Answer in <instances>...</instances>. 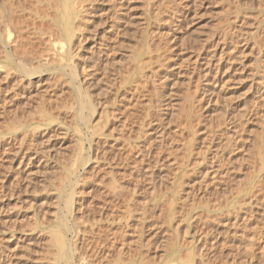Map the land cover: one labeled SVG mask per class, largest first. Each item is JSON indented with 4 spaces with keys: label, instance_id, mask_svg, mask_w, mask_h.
Wrapping results in <instances>:
<instances>
[{
    "label": "rangeland",
    "instance_id": "1",
    "mask_svg": "<svg viewBox=\"0 0 264 264\" xmlns=\"http://www.w3.org/2000/svg\"><path fill=\"white\" fill-rule=\"evenodd\" d=\"M10 1L0 0V11L4 16L10 15V11L6 14L5 10L10 7ZM22 1L26 11H30V7L35 4V0ZM80 1L81 4H78L82 7L78 6L81 11L78 16L81 18L79 20L77 17V21L79 25L83 23V33L79 25L77 27V21L75 27L77 36L82 33V39H85L81 42L74 38L75 47L69 42L73 48H79L74 53L76 57L73 54L62 55L61 50L69 46L66 39L59 40L65 44L57 40L56 47L60 43L58 47L62 49L57 47L60 51L57 49L54 56L52 53L51 56L43 53L52 59L55 56L57 60L58 57L60 60L64 58L65 61H61L64 64L46 57L48 63L53 62L48 65L45 59L40 58L45 57L40 54L45 46L32 34L30 22L33 18L28 21V25L35 38L31 34L26 35L28 40L25 44L28 46L24 45L22 50L12 49L14 36H10L13 41L8 40V34L0 43V69H5L8 63L10 65L7 66L9 72L5 73H10L6 75L8 78L4 77V71L0 72V264H63L58 260L57 249L51 243L50 235L51 230L59 229L61 220L70 226L68 242L74 246L78 244L77 248L80 245L79 250L84 251L77 249L80 254L88 253L86 257L81 256L82 261L75 260L77 264H121V258L125 264L129 261V264L133 261L134 264H141L142 259L145 264H162V260L165 261L167 257L164 264H174L175 261L177 264L188 255L192 256L195 264H201L202 261L197 260L201 254L204 264L207 262L206 255H213L210 259L212 263L209 264H227L223 261L231 248L224 234L228 226L223 227L222 224L227 219L225 213L228 216L230 214L228 218H232L235 212H242L246 206L249 207L248 201L256 203L251 197L255 195L254 188L260 186V181L262 183L260 178L264 179V98L258 95L257 86L264 76V0ZM41 2L39 10L48 11L46 14L52 12L50 14L56 17L53 6L56 1ZM56 4L59 5V0ZM43 5L46 7L42 8ZM82 19L85 22H80ZM47 22L51 25L48 19L41 21L43 27H47ZM29 39L33 42L31 46ZM33 39L42 42L43 47L39 46L42 43ZM7 41L11 44L10 49L5 47V43L9 44ZM4 49L11 53L14 50V59L11 58L13 62L6 60L7 51ZM40 59L44 61V68L40 66L32 77L26 76L19 67L23 63L35 70L41 65L37 63ZM10 62L14 63L13 67ZM68 63L73 65L68 67ZM220 63L224 66L220 74L224 81L216 86L214 70ZM41 67L43 69L40 71ZM139 69L145 74L142 75ZM83 70L86 78L81 76ZM12 73H15L16 79ZM71 74L80 75V78L75 79L73 77L76 75L72 77ZM145 75L152 76L149 82H146ZM128 76L129 82H126ZM143 76L145 81H142ZM81 77L86 80L83 79L84 84L79 80ZM137 77H141V82H138ZM136 82L138 85L144 83L142 87L147 85L146 90L139 86L142 93L139 89L140 94L138 91L135 93L138 87ZM78 83L93 96L97 110L94 112L97 113L89 115L86 112L88 120L92 119L88 122L91 124L94 121V126L91 125L95 127L93 131L90 124H85L79 116L86 105V99L82 97L86 93L83 90L82 93L77 92ZM115 96L117 101L113 99ZM191 99L194 102L192 100L190 104ZM40 107L44 115H41ZM113 110L118 113L112 115ZM46 111L47 119L50 118V112L56 124L46 123ZM188 113L193 116L189 117ZM78 116L82 123H79ZM112 116H117L118 120ZM37 125L42 128H34ZM80 125L84 129H80ZM233 132L236 134L235 143L232 148H227L229 145L224 144V140ZM4 136H7L6 139ZM128 140L134 148L129 147ZM81 141L84 147L80 146L83 144ZM211 142L214 148L209 151L206 148ZM224 145H228L225 150ZM111 146L116 147H112V150ZM123 147L127 149L123 150ZM131 147L134 150L131 151ZM83 149L85 152H80ZM116 151L118 154L126 151L129 156L126 153V157L121 158L125 153L119 157ZM212 151L219 153L213 160L214 165L224 172L213 185L207 187L205 172L211 164H206L211 162L209 158L214 155ZM79 152L84 154V158L90 156V162L78 167V172L75 170L71 180L73 171L69 169L79 158ZM204 157L209 160L202 163ZM68 170L71 176H68ZM257 182L259 185L256 187L254 185ZM217 186V191H212ZM263 188L264 184L258 187L259 193L256 192L262 195H256L261 198V203L257 201L258 214L252 217L254 223L251 225L252 229L254 226L259 228L257 231L253 229L259 238L264 232ZM74 192L75 195H72ZM72 196V204L75 205L72 207L75 210H72L75 212L69 213L72 215L70 217L69 214L65 215L68 212L64 207ZM209 198L210 203L207 202ZM238 201L243 202V205ZM238 203L242 210L235 211L239 209ZM217 206L223 209L219 213L215 212ZM171 212L174 218L172 214L171 218ZM216 214H220L219 220ZM64 215L68 217L67 220ZM57 217L61 219L59 222ZM208 217L215 220L214 223L219 222L214 224L211 221L215 231L220 229L217 233L214 231L213 236L219 235L220 242L225 243L212 252L208 251L210 254H205L207 251L200 248L197 237L211 230ZM257 235L256 245L259 244ZM173 245L178 246L175 249ZM237 246L236 249L241 247ZM262 246L258 245L257 258L252 261L242 259L244 249L238 253L234 248L233 254L240 255H236L239 260L236 259V264H263ZM170 247L175 251L170 250ZM195 248L198 252L193 250ZM168 249L169 252H166ZM189 249L191 254L186 255ZM194 252L198 256H193ZM179 253L183 256L180 257ZM188 263L184 261L183 264Z\"/></svg>",
    "mask_w": 264,
    "mask_h": 264
},
{
    "label": "bare ground",
    "instance_id": "2",
    "mask_svg": "<svg viewBox=\"0 0 264 264\" xmlns=\"http://www.w3.org/2000/svg\"><path fill=\"white\" fill-rule=\"evenodd\" d=\"M7 1H10V0H7ZM41 1H43V0H35V4L33 5V7L31 6H29L30 8H31V10L30 11H26V7L24 8V6H23V1L22 0H12V1H10L11 2V4H10V7L9 8H5V10H7L6 11V14H7V12L8 11H10V12H8V15H9V13H10V15L9 16H7V15H5V16H7V18H5V16L4 15H2V12L0 13V17H1V15H2V17L0 18V43L2 44V40L4 39V37H5V35H9V37H7V39L8 38H10V36H14V41H13V39H8V40H12L11 42V44H12V46H14L12 49H14L15 50V48H16V50H19V48L22 50V48H24V45H27V44H25V43H27V40L28 39H26V35L27 34H31V29H30V27H29V25H28V21L30 20L31 21V19H32V21L30 22L31 23V25L33 26V29H32V34H33V36H35V37H38L37 39H39V40H41L43 43H44V48L42 49L43 51L42 52H40V54L42 55L43 53H49V55L51 56L52 54H53V56H54V52L56 53V51H58L59 49L58 48H60V47H58V45L60 44H58L57 43V47H56V42H57V40L59 41L60 39H66L67 41H68V48L65 50L64 49V51H62L61 50V52H62V55L64 54V55H66V56H71L72 54L74 55V53H76V51H79V48H77L76 47V49L75 48H73L72 47V45L70 44V43H72L73 44V46H74V40L76 39V40H78V41H83V39H85V38H83L82 39V37H84L83 36V28H81L82 26H81V24H83V23H81L80 25H79V20H80V18L81 17H79L78 15H79V12H81V11H79V9L82 7V6H80V2L78 1V0H59V5L58 6H56L57 4V0H53V1H56V3L54 2L53 3V6L55 7V13L54 14H56V17L53 15V14H50V13H52V12H50L49 14H46L48 11H46V13H45V11L44 12H41V10H39L40 9V5H41ZM46 1H50V0H46ZM52 1V0H51ZM90 0H88V2H89ZM92 1V0H91ZM90 1V2H91ZM113 1V0H112ZM111 1V2H112ZM118 1H120V3H127V2H129V0H118ZM133 1V0H132ZM32 2V1H31ZM30 2V3H31ZM78 2L80 3V4H78ZM85 2V1H84ZM86 2H87V0H86ZM116 2V1H115ZM32 4V3H31ZM30 4V5H31ZM51 4H52V2H51ZM119 4V3H118ZM45 5V4H44ZM42 6V8L43 7H46V6ZM122 5V4H121ZM80 8H79V7ZM125 6V5H124ZM123 6V7H124ZM3 7H6V6H3ZM48 7V6H47ZM53 7V8H54ZM57 7V8H56ZM84 7V6H83ZM11 8V9H10ZM49 9L48 10H51L50 9V7H48ZM92 8V7H91ZM27 10H29V8H27ZM47 10V9H46ZM131 10V9H130ZM83 11V10H82ZM263 12V11H262ZM261 12V13H262ZM26 13H29V15H32V17H29V15L27 16V14ZM118 13V12H117ZM121 13V12H120ZM116 14V13H115ZM33 15L35 16V17H33ZM50 15H51V17H50ZM54 17H53V16ZM81 15H83V12L81 13ZM85 15V14H84ZM118 15V14H117ZM262 15V14H261ZM77 17L79 18V20L77 21ZM83 17V16H82ZM45 20V19H48V20H50V23H51V25L47 22V27L49 28V26L48 25H50V27L52 28H50V29H48L47 27H43V25L44 24H42L41 23V21L42 20ZM85 19V18H84ZM118 19V18H117ZM37 20H41L40 22H37ZM85 20H87V18L85 19ZM76 21L78 22L77 23V27H78V25H79V30L80 29H82V30H78L77 32L80 34V36H77V33H76V25H75V23H76ZM88 21V20H87ZM86 21V22H87ZM80 22H85L83 19L80 21ZM89 22V21H88ZM2 23V24H1ZM29 23V24H30ZM38 23H41V24H38ZM3 24H6L5 26H3ZM45 24H46V21H45ZM84 24H86V23H84ZM261 25V24H260ZM84 27H85V25H84ZM32 28V27H31ZM260 28V27H259ZM84 33H85V31H84ZM32 34H31V37H33L32 36ZM254 34V33H253ZM85 35V34H84ZM30 36V35H29ZM57 37V39H56V37ZM249 36V35H248ZM35 37H33V38H35ZM86 37V36H85ZM75 38V39H74ZM247 38V37H246ZM32 39V38H31ZM34 40V39H33ZM34 41H36V40H34ZM38 41V40H37ZM36 41V42H37ZM64 41V40H63ZM81 41V42H82ZM85 41V40H84ZM5 42V41H4ZM8 42V41H7ZM29 44L31 43H33L32 42V40H31V42H30V39H29ZM38 42H40V41H38ZM37 42V43H38ZM42 42H40V43H42ZM59 42H61V43H64L65 44V42H62V41H59ZM70 42V43H69ZM77 42V41H76ZM9 43V42H8ZM43 43L42 44H40L39 46H41V45H43ZM67 43V42H66ZM79 43V42H78ZM78 43H76L77 45H78ZM10 43L9 44H6L5 43V47H7V48H11L10 47V45H11ZM31 44H30V46H31ZM35 44V43H34ZM61 45H63V44H61ZM81 45V43H79V45L78 46H80ZM28 46V45H27ZM27 46H25V47H27ZM43 46H41V48H42ZM64 47V46H63ZM75 47V46H74ZM84 47H85V45H84ZM1 48H2V46L0 47V50H1ZM18 48V49H17ZM40 48V49H41ZM65 48V47H64ZM58 49V50H57ZM60 49H62V48H60ZM14 50H13V52H14ZM83 50V49H82ZM2 51V50H1ZM3 51H7L6 49H4ZM10 51H12V50H10ZM38 51H40V50H38ZM60 51V50H59ZM97 51H99V50H97ZM101 51V50H100ZM4 52V53H5ZM12 52V53H13ZM64 52V53H63ZM3 53V52H2ZM12 53L11 52H9V50L6 52V55H5V57L7 58L6 60L8 61H10V60H12V62H13V55H12ZM39 53V52H38ZM52 53V54H51ZM142 53V52H141ZM40 54H38L39 56H40ZM45 54H43V56L45 55ZM138 54H140V53H138ZM58 56H59V54H58ZM75 56V55H74ZM137 55H135L134 57H136ZM140 55H138V57H139ZM46 57H48V56H46L45 55V57L44 58H42V56L40 57L41 59H45ZM76 57V56H75ZM11 58H13V59H11ZM56 58V56L53 58L54 60H57V59H55ZM61 58V57H60ZM142 59H143V57H141ZM36 59L38 60L39 59V57L37 56L36 57ZM40 59V60H41ZM48 59H52V58H49L48 57ZM52 59V60H53ZM63 60H64V58H62ZM73 59V58H72ZM72 59H70V62L69 63H71V61H72ZM136 59H137V57H136ZM46 60V59H45ZM58 60H60L59 59V57H58ZM57 60V61H58ZM63 60H60V61H58V62H60V63H62V64H64L63 62H61V61H63ZM75 60V58L73 59V61ZM42 61V60H41ZM41 61H39V62H37L38 64H41V65H39V66H37V68H35V70L34 69H32V67L31 68H28L27 66H25V64H23V63H20L19 65H22V66H19V67H21V70L23 71V73L26 75V76H29V77H32L33 75H35L36 73H35V71L38 69V68H40V66H42L43 68H44V65H43V62L44 61H42V63H41ZM47 61V64L49 65V63H51L52 61H49V63H48V60H46ZM65 61V60H64ZM133 61H135V59L133 58ZM15 62V64H16V61H14ZM54 62H56V61H54ZM77 62V61H76ZM76 62H74V63H76ZM137 61H135L134 63H136ZM11 63V62H10ZM53 63V62H52ZM68 63V64H69ZM146 63V62H145ZM144 63V64H145ZM12 64V63H11ZM37 64V65H38ZM45 64H46V62H45ZM46 64V65H47ZM66 64V63H65ZM67 64V65H68ZM77 64H79V63H77ZM143 64V61L141 62V65ZM146 64H148V63H146ZM8 65H9V63H8ZM7 65V66H8ZM13 65H14V63L12 64V67H13ZM18 65V64H17ZM24 65V66H23ZM67 65H65L66 67H67ZM73 65V64H72ZM71 65V66H72ZM81 65V64H80ZM138 65H140V64H138ZM140 65V66H141ZM5 66V65H4ZM3 66V67H4ZM7 66H5V69H3V70H1L0 69V72H2L3 73V71H4V74L7 72H9V70H8V68L10 67V65H9V67H7ZM70 66V64L68 65V67ZM70 66V67H71ZM74 66H76V65H74ZM145 66V65H144ZM17 67V66H16ZM18 67V68H19ZM41 67V69H39L40 71L43 69ZM66 67H64V68H66ZM67 67V68H68ZM81 67V66H80ZM223 64L222 63H220L217 67H216V69L214 70V72H215V74H214V76H215V80H217L216 81V86L217 85H219V83H221L222 81H224V77L223 78H220L221 77V72L223 71ZM0 68H2V66H0ZM17 68V69H18ZM63 68V67H62ZM79 68V67H78ZM77 68V69H78ZM139 68V67H138ZM140 68H142V67H140ZM12 69V68H11ZM13 69H15V68H13ZM16 69V70H17ZM70 70H71V68H69ZM82 69H83V66H82V68H80V71H82ZM143 69H145L144 71H146V68L144 67ZM147 69H148V66H147ZM6 70V71H5ZM8 70V71H7ZM39 70H38V72H39ZM85 70V69H84ZM84 70H83V72H80L81 73V76L82 77H84V78H86V76L83 74L84 73ZM137 71H138V69H136ZM139 70H141V69H139ZM149 70V69H148ZM15 71V70H14ZM73 71V70H72ZM72 71H70V72H72ZM76 71V70H75ZM211 71V70H210ZM11 72V71H10ZM13 72V71H12ZM17 72H18V70H17ZM78 72V71H77ZM139 72V71H138ZM138 72H137V75H139L138 74ZM74 73V72H73ZM135 73V72H134ZM152 73V72H151ZM10 74V73H9ZM9 74H5V76L4 77H6V75L7 76H9ZM14 74L15 73H12V75L14 76ZM136 74V73H135ZM141 74L143 75V74H145V73H142V70H141ZM140 74V75H141ZM154 74V73H153ZM208 74H210V72H208ZM72 75V77L74 76V75H76L75 77H73V78H77L78 79V77L80 76V75H78V77H77V74H71ZM87 75V74H86ZM136 75V76H137ZM147 75V74H146ZM145 75V77L143 76V79H142V81L144 80V78H145V80H146V82H149V79L151 80V78L150 77H152V76H150V75H148V77ZM90 76V75H89ZM135 76V75H134ZM225 76V75H224ZM15 77V79H16V76H14ZM81 77V78H82ZM130 76H128L126 79H127V81L126 82H129L128 81V78H129ZM6 78H8V77H6ZM80 78V77H79ZM84 78H82V79H79V80H82L81 82H82V84H84L83 82H84ZM141 78V77H140ZM140 78L139 77H137L136 79L137 80H139L138 82H141L140 81ZM75 79H73V81L74 82H76L75 81ZM84 79V80H83ZM87 79H88V76H87ZM133 79V78H132ZM153 79V78H152ZM13 80V79H12ZM89 80V79H88ZM87 80V81H88ZM134 80V79H133ZM144 80V81H145ZM218 80H220L219 82H218ZM208 81V80H207ZM85 82H86V80H85ZM126 82L124 83L125 85H127L128 86V84H126ZM134 83H135V81H133ZM138 82H136V84L138 83ZM145 82V84H147ZM79 83H80V81H79ZM78 83V84H79ZM88 83V82H87ZM133 83V85H135ZM260 83V84H259ZM259 83H257V86L259 87V89H258V91H259V96H260V98H264V76L261 78V81L259 82ZM132 84V83H131ZM75 85V84H74ZM142 85H144V83H140V85H138L137 84V88H136V91H134L135 93H137V91H138V89H139V86L141 87V89L143 88V87H145V86H147V85H145V86H143L142 87ZM83 86H85V85H83ZM114 86V85H113ZM124 86V85H123ZM136 86V85H135ZM76 87V86H75ZM117 87V86H116ZM125 87V86H124ZM134 88V89H135ZM132 89V88H131ZM144 89V88H143ZM77 92H79V93H82V90H83V87H82V85H80L79 84V87H77ZM140 90V89H139ZM145 90H146V87H145ZM86 94H82L83 96V98H85L86 99V105L84 106V108L83 109H81V111L79 112V116H80V118L82 119V121L85 123V124H90L88 121L89 120H92V119H89L88 120V116L90 115V114H92L93 113V115L95 114V113H97V112H94V111H97L96 110V106H94V102H93V96H92V94H91V92L90 91H87L86 90V88L84 87V90H83ZM129 91V90H128ZM141 91V90H140ZM116 92V91H115ZM114 92V93H115ZM133 92V91H132ZM139 92V91H138ZM148 92V91H147ZM134 93V94H135ZM141 93H142V91H141ZM130 94V93H129ZM133 94V95H134ZM138 94H140V92L138 93ZM121 95V94H120ZM117 96H119L118 95V93H117ZM117 96H115L116 98H114L113 97V99L114 100H116L117 101ZM140 96V95H139ZM258 96V97H259ZM134 97V96H133ZM119 98H121L120 96H119ZM126 98V97H125ZM137 99V98H136ZM120 100V99H119ZM118 100V101H119ZM125 100V99H124ZM193 99H191L190 100V104H191V101H192ZM114 102V101H113ZM136 102V101H135ZM193 102H194V100H193ZM192 102V103H193ZM115 104V103H114ZM117 104V103H116ZM193 105V104H192ZM191 105V106H192ZM116 106V105H115ZM124 106V105H123ZM44 106H43V104H42V108H43ZM193 107V106H192ZM41 108V107H40ZM42 108L40 109V113H41V115H44L42 112H43V110H42ZM95 108V109H94ZM44 109H45V107H44ZM152 109V108H151ZM191 109V108H190ZM192 109H195V108H192ZM118 110V109H117ZM42 111V112H41ZM191 111H193V110H191ZM89 114V115H87V113ZM190 112V111H189ZM47 113V111L45 112V116L44 117H46V116H48V113ZM114 113H115V110H113V112L111 113L112 115H114ZM116 113H118V112H116ZM115 113V114H116ZM49 114H50V118L49 119H47V117H46V119L48 120L46 123H50V124H52V122L54 123L55 121L53 120V119H51V113L49 112ZM189 114V113H188ZM190 114H191V112H190ZM189 114V117L190 116H193V115H190ZM192 114H194V112L192 113ZM74 115H76V114H74ZM78 115V114H77ZM76 115V116H77ZM93 115H91V117L93 118L94 116ZM97 115V114H96ZM72 117H73V115H71ZM75 116V117H76ZM79 116H78V118H79ZM188 116V115H187ZM90 117V118H91ZM117 118V116L115 117V116H112V118ZM80 118H79V123H80ZM95 118V117H94ZM113 118V119H114ZM192 118V117H191ZM45 119V118H44ZM114 119V120H115ZM117 120H118V118H117ZM116 120V121H117ZM190 120V119H189ZM46 121V120H45ZM56 121H57V119H56ZM82 121H81V123H82ZM91 122V121H90ZM92 122H94V121H92ZM92 122H91V124H90V126L91 125H93L92 124ZM189 122V121H188ZM113 123H114V121H113ZM113 123L112 124H110V125H113ZM31 124V123H30ZM29 124V125H30ZM34 124V123H33ZM54 124H56V123H54ZM115 124H116V122H115ZM114 124V125H115ZM149 125H150V123H148ZM28 125V124H27ZM32 125V124H31ZM38 125H41V124H38ZM37 125V127H34V128H40L39 126ZM149 125H147V126H149ZM155 125V124H154ZM19 126V125H18ZM18 126H16V127H18ZM21 126L22 125H20V127H19V129L21 128ZM24 126V125H23ZM34 126V125H33ZM33 126H31V127H33ZM36 126V125H35ZM84 127L86 126V125H83ZM94 126V125H93ZM93 126H91V129H92V131H93V129L95 128V127H93ZM25 127V126H24ZM93 127V128H92ZM114 127V126H113ZM112 127V128H113ZM155 127V126H154ZM42 128V127H41ZM40 128V129H41ZM80 129L81 128H83V127H81V125H80V127H79ZM85 128H88V127H85ZM19 129H16L17 131L19 130ZM23 129V128H22ZM21 129V130H22ZM25 129H26V127H25ZM24 129V130H25ZM30 129V128H29ZM32 129V128H31ZM30 129V130H31ZM40 129H38V130H40ZM84 129V128H83ZM89 129V131L91 130L90 129V127L88 128ZM115 129V128H114ZM113 129V131H115ZM13 130H15V129H13ZM15 130V131H16ZM20 130V131H21ZM26 130H28V127H27V129ZM59 130V129H58ZM57 130V131H58ZM14 131V132H15ZM29 131V130H28ZM35 131H37L36 129H35ZM34 131V132H35ZM79 131V130H78ZM81 131V130H80ZM79 131V133H81ZM13 132V131H12ZM27 132V131H26ZM26 132H23V134L24 133H26ZM30 132V131H29ZM38 132V131H37ZM56 133V132H55ZM193 133V132H192ZM32 134H33V130H32ZM35 134H37V133H35ZM34 134V135H35ZM63 134V133H62ZM155 134V133H154ZM26 135H28V134H26ZM25 135V136H26ZM151 135H152V133H151ZM228 135V134H227ZM226 135V136H227ZM235 133L233 132V133H230L226 138H225V143H224V141L222 142V143H224V144H228V145H226V146H228L227 148H232L233 147V143H235V139L234 138H236L235 137ZM57 136H58V134H57ZM115 136V135H114ZM155 136V135H154ZM5 137H7V136H4L3 138H5ZM29 137V136H28ZM32 137H33V135H32ZM59 137H61L60 136V134H59ZM81 137H83L82 135H81ZM66 138V137H65ZM85 138V137H84ZM117 138V137H116ZM6 139V138H5ZM9 139H10V137H9ZM81 139H83V138H81ZM112 139H113V137H112ZM111 139V140H112ZM118 139V138H117ZM116 139V140H117ZM91 140V139H90ZM110 140V141H111ZM0 141H1V139H0ZM2 141H3V139H2ZM63 141V140H62ZM80 141V140H79ZM129 141V147L130 146H132V145H130V140H128ZM7 142H10V141H8L7 140ZM83 144H80V146L82 147H84V142H85V140H84V142L83 141H81ZM91 142H92V140H91ZM116 142L117 141H115V144H116ZM118 142H120V141H118ZM125 142V141H124ZM2 143V142H1ZM111 144H113L112 142H110ZM4 144H5V142H4ZM10 144V143H9ZM8 144V145H9ZM23 144H24V142H23ZM93 144V143H92ZM110 144V145H111ZM115 144H113V146L115 145ZM191 144V143H190ZM189 144V146L190 147H192L193 148V146L192 145H190ZM209 144V143H208ZM212 144H214V143H210L208 146H207V150H209V151H211V150H213V148H214V146H212ZM7 145V144H6ZM10 145H12V144H10ZM10 145H9V147H10ZM222 145V144H221ZM13 146V145H12ZM11 146V147H12ZM113 146H111V148L113 147ZM117 146V145H116ZM115 146V147H116ZM120 146V145H119ZM124 146H125V143H124ZM225 145H224V150L225 149H227V148H225L226 147ZM235 146V145H234ZM3 147V146H2ZM8 147V146H7ZM6 147V148H7ZM79 148L80 150L82 149V148ZM115 147H113V148H115ZM121 147V146H120ZM133 147V146H132ZM130 148L131 149V151H132V149L134 148ZM4 148V147H3ZM113 148H112V150H113ZM118 148V150H119V147H117ZM122 148V147H121ZM127 149V147H123V150L124 149ZM192 148H191V150H192ZM20 149V148H19ZM79 149H78V151H79ZM211 149V150H210ZM116 150V149H115ZM120 150H122V149H120ZM122 150V151H123ZM134 150V149H133ZM190 150V151H191ZM215 150V149H214ZM122 151L120 152V154L122 153ZM126 151H128V150H126ZM123 152V153H125V155L123 156L122 154V157L120 156V154H118L119 152L118 151H116V154H118L119 155V157H121V158H123V157H126V153L127 152ZM204 151H206V150H204ZM80 152H85L84 151V149L82 150V151H80ZM78 153V154H80V156H79V158L75 161V163H73L74 164V166L73 167H71V168H73V169H69V170H72L73 171V175L71 176L68 172H70L69 170L67 171V173H68V176H71L70 177V179L72 178V177H74V172H75V170H77L78 169V167H80V166H85V165H87L89 162H90V159H89V157H87L86 156V158H84V156H82V154L83 153ZM134 152V151H133ZM132 152V153H133ZM213 152V151H212ZM20 153V152H19ZM214 153V155H212ZM213 153H210V155H212V157L211 158H209V159H206L205 157H204V159L201 161L202 163H203V161L205 162H207L208 160L209 161H211V162H207V164L206 165H209V164H211L210 165V167H209V169H207L208 167H206V169H207V171L205 172V176H207V178H208V184H207V187L208 186H211V185H213L216 181H217V177L220 175H223L222 174V172H224V171H221V169L216 165H214V161L213 160H215V158L216 157H218L217 155L219 154L218 152H213ZM224 153V152H223ZM22 154V153H21ZM24 154V153H23ZM128 154V153H127ZM84 155V154H83ZM88 155V154H87ZM114 156H116V155H114ZM128 156H129V154H128ZM132 156H133V154H132ZM214 156V157H213ZM224 156V155H223ZM23 157V156H22ZM118 157V158H119ZM130 157H131V155H130ZM129 157V158H130ZM137 157V156H136ZM144 157V156H143ZM208 157V156H207ZM24 158V157H23ZM13 159H15V158H13ZM12 159V160H13ZM128 159V158H127ZM136 159V158H135ZM130 159H128V161H129ZM27 161V160H26ZM123 161H125L124 159H123ZM127 161V162H128ZM136 161H138L137 159H136ZM262 161V160H261ZM126 162V161H125ZM126 162V163H127ZM201 163V164H202ZM262 163V162H261ZM22 164V161L19 163V165H21ZM30 164H31V162H30ZM135 164H138V162L137 163H135ZM136 166H138V165H136ZM263 166V165H262ZM135 167V166H134ZM237 170V169H236ZM71 171V172H72ZM227 172H228V170H226ZM76 172H78V170L76 171ZM232 172V171H231ZM230 172V173H231ZM77 174V173H76ZM224 176H225V174H224ZM264 176V175H263ZM263 176H261V177H263ZM69 178V177H68ZM76 178V177H75ZM261 180H262V183L264 184V179H262V178H260ZM259 179V180H260ZM72 180V179H71ZM259 180H258V182H259ZM258 182H257V185L255 184L254 186H258L259 184H258ZM78 183V182H77ZM260 183V186L261 185H263L262 183H261V181L259 182ZM253 185H252V187H254ZM260 186H258V187H260ZM214 187H215V185H214ZM220 187V186H219ZM258 187H257V189H258ZM217 188H218V186L216 187V188H214V190H212V191H217ZM221 189H222V187H220ZM249 188V187H248ZM262 188V187H261ZM225 189V188H224ZM255 190H256V192H258V190L256 189V188H254ZM264 189V188H263ZM250 190H252V189H250ZM260 190V193H262L261 192V189H259ZM223 191V190H222ZM249 190H247V192H248ZM253 192H255L254 190H252ZM211 192V191H210ZM209 192V193H210ZM246 192V191H245ZM244 192V193H245ZM246 192V193H247ZM252 192V195L254 194ZM256 192H255V195L253 196V197H251V198H253V200H255L256 201V203L254 204L253 203V201H248L249 202V207L248 206H246V210L244 209V211H239L240 209H241V207L239 206L240 204H242L243 202H239L238 203V206H239V209L237 210L236 209V205L235 204H233L234 202H231L233 205H235L236 207H235V211H239V212H233L234 213V215H233V217L232 218H228L229 216H230V214H229V216H228V213H225L226 214V216H227V219L224 221V222H222V224H223V227H226V226H228V227H226V230H224L226 233H224V234H226L227 236L225 237V240H226V238H227V240H228V242H229V244H228V246H230V248H231V252L230 253H228V254H225V261H223V262H226L227 264L230 262L231 264L233 263V264H236L237 263V256L236 255H239L238 253L239 252H242V250H243V255H244V257L242 258V259H244V261H246V260H251L252 261V259H254V258H257L256 256V252H257V250H259L258 249V245H260L261 246V244H263V246H262V250L264 249V235H263V233L264 232H262L261 234H260V238H259V234L257 235L256 234V232H255V230L257 229V228H255V226H254V228H255V230H253L251 227V225H253V223H254V221H253V218L252 217H254V214H258V212H257V209L258 208H256L257 207V201H259V200H261V198L259 199V198H257V196L259 197V196H262V195H258V194H256ZM212 193V192H211ZM214 193V192H213ZM249 193H251L250 191H249ZM248 193V194H249ZM259 193V192H258ZM215 194V193H214ZM72 195H75V192H74V194L72 193ZM252 195H250V196H252ZM257 195V196H256ZM71 196V195H70ZM245 196V195H244ZM243 196V197H244ZM248 195H246V197H247ZM249 196V197H250ZM256 196V197H255ZM68 197H69V195H68ZM75 197V196H74ZM213 197V196H212ZM211 197V198H212ZM254 197H255V199H254ZM207 198V197H206ZM68 199V198H67ZM66 199V200H67ZM247 199H248V197H247ZM65 200V201H66ZM72 200H73V196L72 197H70V200L68 199V201H66V205H65V211H67L68 213H66L65 215H68L69 213H72L73 212V210L72 209H74V208H72V207H74L73 206V202H72ZM209 201H207V202H209L210 203V198L208 199ZM238 200V199H237ZM237 200H235V201H237ZM76 201V200H75ZM215 201V200H214ZM232 201V200H231ZM242 201V200H241ZM230 202V201H229ZM260 202V201H259ZM209 203H207L208 204V206H209ZM216 203V202H215ZM245 203H247V202H245ZM244 203V204H245ZM261 203V202H260ZM232 204H229V206L230 205H232ZM237 204V203H236ZM243 205V204H242ZM174 206V205H173ZM215 206V205H214ZM209 207H211V206H209ZM209 207H206L207 209H209ZM212 207H213V204H212ZM234 207V206H233ZM232 207V208H233ZM245 207V206H244ZM172 208H174V207H172ZM204 208V207H203ZM228 208H231V207H228ZM175 209V208H174ZM211 209V208H210ZM214 209V208H213ZM215 212H217V213H219V211H221V210H223L222 208H221V206H217V207H215ZM75 210V209H74ZM242 210V209H241ZM232 211H234V210H232ZM259 211V210H258ZM75 212V211H74ZM73 212V213H74ZM224 212V211H223ZM229 213H230V211H228ZM241 212V213H240ZM232 213V212H231ZM260 213V212H259ZM264 213V212H263ZM173 215L174 213H170V215ZM207 214V213H206ZM64 215V216H65ZM70 215V214H69ZM172 215H171V218H172ZM209 215V214H208ZM207 215V216H208ZM215 215V214H214ZM218 214H216V216H217ZM220 215V214H219ZM219 215L217 216L218 217V220H219ZM223 215V214H222ZM72 215H70V217H71ZM210 216V215H209ZM225 216V215H224ZM62 217V216H61ZM214 217V219L216 220L217 218H215V216H213ZM68 218V217H67ZM67 218H66V216H65V220H67ZM173 218H174V215H173ZM57 219H59L58 220V222L61 220L60 219V217L58 218L57 217ZM207 219H210V223L207 221V223H209V225L211 224V221L214 223V221L215 220H211V218H207ZM65 220H63L64 222H65ZM74 220V219H73ZM170 220H173V219H170ZM57 221V220H56ZM217 221V220H216ZM57 222V223H58ZM253 222V223H252ZM56 223V224H57ZM61 223V225H59ZM60 223L58 224V227H59V229L58 228H56V230L55 231H53V230H51L50 232H52V234L50 233V235H51V243L53 242V244H54V246H55V249H57L56 251H57V256H58V260L61 262H64L65 264H77L76 262H75V260L77 261L78 260V262H79V260L81 259V256H83L82 255V253L80 254V252H78V251H81V250H79V248L81 249V247H80V245H79V248H77L78 247V244H77V246H74V245H72V244H70L69 242H68V240H70V239H67V235L69 234V233H71V230H70V226H67V223L68 222H66V225L62 222V220L60 221ZM63 223V224H62ZM212 223V224H213ZM217 224H219V222H216ZM216 223H214V224H216ZM212 224H211V226H210V228H211V230H209L208 231V234L206 233V235H204V236H202V234H200L201 236H199V237H197V242H198V244H200L201 246H200V248L202 249L203 248V250L205 249L207 252H205V254L206 253H208V251H211L212 252V250H215L217 247H219V245H223L224 243L223 242H220V237H219V235L217 236H213V234L215 235V233H217V230H220L219 228H217L216 229V231L214 230V227H212ZM213 224V225H214ZM224 224H225V226H224ZM206 225H208V224H206ZM208 225V226H209ZM55 226V225H54ZM215 226V225H214ZM264 226V225H263ZM57 227V226H56ZM84 227V226H83ZM220 227H221V225H220ZM52 228H54V227H51L50 229H52ZM73 228V227H72ZM209 228V229H210ZM84 229H86V227L84 228ZM259 229V228H258ZM257 229V230H258ZM82 230V229H81ZM256 230V231H257ZM214 231H215V233H214ZM81 232H83V231H81ZM80 233V232H79ZM78 233V234H79ZM258 233V232H257ZM81 234V233H80ZM85 234V233H84ZM83 234V235H84ZM220 235H221V233H219ZM82 235V236H83ZM256 235L258 236V238H259V244L258 245H256L255 244V242H256V240H255V238H257L256 237ZM222 236V235H221ZM193 237H195V236H193ZM76 238V237H75ZM79 239H81V237L79 238ZM82 240V239H81ZM192 240H193V238H192ZM196 240V239H195ZM222 240H223V238H222ZM72 242V241H71ZM77 242V241H76ZM83 242V241H82ZM192 242H194V240L192 241ZM196 242V243H197ZM245 242H247V244L245 243ZM258 242V241H257ZM79 243H81V242H79ZM191 243V242H190ZM196 243H195V245H196ZM223 243V244H222ZM75 244V243H74ZM83 244V243H82ZM177 244V243H176ZM194 244V243H193ZM76 245V244H75ZM188 245H190V244H188ZM188 245L186 246V247H188ZM236 245H238V246H241L242 247V249H241V251H239V249L241 248V247H239V249L237 248H235L236 247ZM174 247L173 248H177V246H175V245H173ZM237 246V247H238ZM83 247V246H82ZM192 247V246H191ZM196 247V246H195ZM198 247V246H197ZM196 247V248H197ZM173 248H169L170 250L172 249L173 250ZM179 248H181V247H179ZM193 248V247H192ZM191 248V249H192ZM193 249L194 251L196 250L197 252H198V250L197 249ZM199 248V249H200ZM236 249V252H238L236 255L235 254H233V249ZM77 249H78V251H77ZM169 249L168 250H166V252H169ZM187 249V248H186ZM200 249V250H201ZM235 249H234V251H235ZM82 250H84L83 248H82ZM199 250V251H200ZM204 250V251H205ZM238 250V251H237ZM175 250H173V252H174ZM203 251V252H204ZM78 252V253H77ZM81 252H83L84 253V251H81ZM88 252V251H87ZM165 252V253H166ZM172 252V251H171ZM176 252H177V250H176ZM193 252V251H192ZM202 252V253H203ZM235 252V253H236ZM260 252V251H259ZM120 253H122V252H120ZM188 253L189 254H191V252H190V249H189V251L187 252V254L186 255H188ZM214 253V252H213ZM226 253V252H225ZM88 254V253H87ZM86 254V255H87ZM122 254H124V253H122ZM120 255V256H122L123 257V255ZM176 255H177V253H175ZM180 254V253H179ZM197 254V256H198V253H196ZM195 254V252H194V254H193V256H195L196 255ZM200 254H201V252H200ZM204 254V253H203ZM208 254H210V253H208ZM222 254V253H221ZM241 254V255H242ZM86 255H84V257H86ZM164 255V254H163ZM168 255H169V253H168ZM167 255V256H168ZM181 255V254H180ZM179 255V256H180ZM215 255H216V253H215ZM166 256V255H165ZM172 256V255H171ZM183 255H181L180 257H182ZM201 256V257H200ZM198 258H197V260L198 261H202L203 262V260H201L203 257V255L201 254ZM211 255H206V261L208 262V264L209 263H212V261H210V259L213 257V255H212V257H210ZM223 256V255H222ZM240 256V255H239ZM262 256V255H261ZM173 257H174V254H173ZM179 257V258H180ZM187 257H189V258H187ZM187 257H183L184 259H186V260H184V259H180V262L179 263H181V260L183 261H187V262H191V263H194L195 264V262L193 261V258H192V256H190V255H188ZM83 258V257H82ZM142 258V257H141ZM164 258V257H163ZM169 258H170V255H169ZM196 258V257H195ZM204 258V259H205ZM209 258V259H208ZM238 258H240V257H238ZM84 259H87V258H84ZM119 259V258H118ZM165 259V258H164ZM167 259H168V257H167ZM167 259L165 260V261H163L162 260V262H167ZM171 259H172V257H171ZM170 259V260H171ZM174 259H176V257L174 258ZM215 259V258H214ZM217 259V258H216ZM237 259V260H236ZM83 260V259H82ZM82 260H80V261H82ZM143 260V259H142ZM141 260V264H142V262H144V260L142 261ZM169 260V261H170ZM178 260V259H177ZM194 260H196V259H194ZM259 260V259H258ZM85 261H87V260H85ZM90 261V260H89ZM89 261H87V262H89ZM121 261H122V263L121 264H125V263H123L124 262V260L121 258ZM172 261V260H171ZM170 261V262H171ZM175 261V260H174ZM179 261V260H178ZM184 261H183V263H184ZM215 261V260H214ZM239 261V260H238ZM243 261V260H242ZM241 261V262H242ZM249 261H247V262H249ZM126 262V261H125ZM134 262V261H133ZM133 262H131V264L133 263ZM137 262V261H136ZM176 262V261H175ZM174 262V264H176ZM202 262H200L201 264H204V263H202ZM207 262H205L206 264H207ZM63 263V264H64ZM89 263H91V262H89ZM130 263V261L128 262V264ZM138 263V262H137ZM164 263H162V264H164ZM178 262H177V264H179ZM182 263V264H183ZM188 263V264H189ZM190 263V264H191ZM199 263V262H198ZM197 263V264H198ZM62 264V263H61ZM84 264V263H83ZM86 264V263H85ZM88 264V263H87ZM92 264V263H91ZM116 264H117V262H116ZM134 264V263H133ZM144 264H145V262H144ZM167 264V263H166ZM170 264V263H169ZM171 264H173V263H171ZM264 264V263H263Z\"/></svg>",
    "mask_w": 264,
    "mask_h": 264
}]
</instances>
